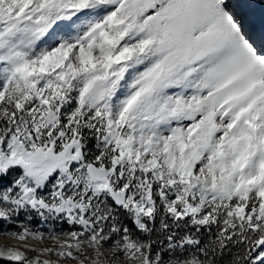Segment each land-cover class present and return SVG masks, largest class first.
Listing matches in <instances>:
<instances>
[{"label": "snow or ice", "instance_id": "obj_1", "mask_svg": "<svg viewBox=\"0 0 264 264\" xmlns=\"http://www.w3.org/2000/svg\"><path fill=\"white\" fill-rule=\"evenodd\" d=\"M0 236L264 264V0H0Z\"/></svg>", "mask_w": 264, "mask_h": 264}, {"label": "rangeland", "instance_id": "obj_2", "mask_svg": "<svg viewBox=\"0 0 264 264\" xmlns=\"http://www.w3.org/2000/svg\"><path fill=\"white\" fill-rule=\"evenodd\" d=\"M35 223V222H34ZM19 242L14 240L11 237H5V236H0V246H14L17 245ZM31 245L33 247H51L52 246V242L48 241V240H44V241H31L30 242ZM89 255H92L91 251H89L88 253ZM108 253H106L107 255ZM29 256H31V253H28ZM43 258V257H42ZM93 259H95V257L93 256ZM85 264H89L88 261L85 262ZM120 264H124L123 261L120 262Z\"/></svg>", "mask_w": 264, "mask_h": 264}]
</instances>
